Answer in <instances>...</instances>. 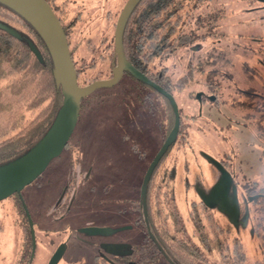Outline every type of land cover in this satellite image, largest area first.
Wrapping results in <instances>:
<instances>
[{
    "label": "flooded vegetation",
    "instance_id": "flooded-vegetation-1",
    "mask_svg": "<svg viewBox=\"0 0 264 264\" xmlns=\"http://www.w3.org/2000/svg\"><path fill=\"white\" fill-rule=\"evenodd\" d=\"M47 1L63 25L69 46V34L73 33L75 22L97 21L100 19L109 21L112 16V9L108 5V0H98V5L93 11H90L89 7L87 9V4L83 0ZM258 1L262 2V4L249 9L263 8L264 0ZM104 7L106 8L104 15H102L101 10ZM115 23L113 21V23L109 24V27L112 25L116 26ZM104 30H110V28H104ZM111 43V45L109 44L104 47L103 51H98L96 47L88 49L91 52L90 58L92 59L93 66L97 65L98 57L103 58L107 56L111 60V64L117 62L114 40ZM105 49H109V51L112 49V54L108 55ZM70 50L73 57V48L71 46ZM105 51L106 53L104 54ZM95 52L97 53V58L95 54H92ZM125 54L130 61L126 50ZM83 57L84 54L81 56V61H84ZM207 63L210 65V61ZM112 66L114 67V65ZM112 66L108 78L113 76ZM136 67L141 70L139 66ZM191 69L193 74L195 68L191 67ZM142 71L150 79L162 85L161 71L155 70L153 74L147 70ZM203 71L206 74L203 83L208 87V91H211L209 93L201 91L200 97L196 93V98L200 103L209 101L214 104L219 100V95L215 90L216 88H220L223 80L225 81V72L221 70L220 75L222 76H212L214 72L212 73L210 67ZM77 72L78 75L81 74V71ZM126 83L137 88V90L139 89V91L136 90V94L134 95L135 101L137 100L141 104L142 102L147 103V107L150 110L154 107L155 114H158L157 116L160 117L155 119L156 126L154 131H152L154 137L160 141L158 145H148L147 142L140 145V141L137 138V134L141 132L140 126L113 125L110 131L111 137L106 159L107 171L97 172V169L95 172L97 160L95 158H88V160L85 158L84 146L82 145V138L85 135H83L84 130L81 128V125L79 130H76V127L79 126L80 118L78 119L71 138L61 153H64V158L69 164H77L78 168L70 174L62 176L49 175L44 179V183L46 182V184H50L54 179L59 180L57 184L59 185V189L53 200L45 206L44 214L47 224L43 229L48 233L56 235L66 233L68 228L70 231V234H67L58 241L56 247L51 251L46 264L49 263L52 255L61 244H66V248L57 264H243V249L239 234L242 229H251L252 234L256 233V227L259 226V223L256 226V224L252 225L250 222V202L253 199H264V191L255 193L254 195H258L249 200V196L253 195L249 194L245 196L242 194V185L236 179L237 169L230 167L229 158L225 157L224 151L218 156L217 153L200 149L199 153L197 152V157L201 156L207 161L209 166L207 169L209 171H212V169L217 171L214 175L216 177L212 181L201 177H198L196 181L195 177L189 181L187 177L190 176L189 174L182 175L185 176L183 196L188 206L187 212L184 214L176 200L177 190L171 182L174 176H181L180 173L175 171L176 166L171 168V172L167 173L168 175L161 169L163 160L170 154L174 155L175 158L178 157V150L175 147L177 139L169 145L155 165L147 188L143 191L142 185L148 167L163 145L173 125L164 137L163 132L167 128L165 124H162V102L164 95L153 86L138 80L127 71L123 73L122 77L115 84L108 87L107 97H110L109 101L118 105L116 99L124 93L126 88L123 85ZM247 84L251 85V83ZM241 91V95L248 96V94L244 93L246 91L245 88H242ZM251 96H253L255 101L262 99V97L264 98V95L254 88H252ZM95 97H102V94H97ZM84 99L85 97L82 99V102ZM82 105L80 113L83 110ZM90 105L94 106V104ZM122 106L126 109L124 104ZM257 106L260 105L257 104ZM75 131H77V139L73 140L72 137ZM180 132L181 125L177 138ZM75 149L77 151H74ZM189 150L195 153V149L192 147H189ZM72 153L75 155L74 158L69 156ZM77 153H79L78 156ZM207 154L212 161L206 157ZM85 164L88 165L86 169ZM222 168L228 171L229 175L225 177ZM192 176H205V174L197 173ZM223 177L225 182L218 186ZM169 179L170 182L168 181ZM36 182L34 180V183ZM38 183L40 182L36 184ZM187 183L190 185H187ZM169 185L171 187L167 188ZM8 199L10 200L7 203ZM1 204L0 214L7 215L11 209H14L17 214L16 218L21 225L25 224V219L27 220L31 234V241L28 242L25 239L21 243V254H16L17 256L13 259L14 262L12 261V264H32L36 253L37 241L34 242L32 238L29 219L26 213V200L22 193L17 192L2 199ZM77 206H85L90 208V210L86 214L72 212ZM87 215L92 216V218H86L88 217ZM212 216L216 220L212 221ZM67 217L71 218V220H77V225L75 227H63ZM126 218L128 220L120 223V226L114 227L111 224L112 221H121ZM231 218H234L235 221L232 222ZM86 226H106L112 228L126 226V228L114 233L88 235L80 230V228ZM22 227L26 231V227ZM86 241L95 250L90 261H87L79 254H73L68 257L67 253L69 248H71L70 246ZM50 243H54V241ZM256 264H264V261L257 262Z\"/></svg>",
    "mask_w": 264,
    "mask_h": 264
},
{
    "label": "rangeland",
    "instance_id": "rangeland-1",
    "mask_svg": "<svg viewBox=\"0 0 264 264\" xmlns=\"http://www.w3.org/2000/svg\"><path fill=\"white\" fill-rule=\"evenodd\" d=\"M83 1L87 4V9L90 8V11H93L98 5V0ZM125 2L126 0H108V5L112 9V16L109 21L100 19L97 21L75 22L73 33L69 34V40L70 46L73 48L77 71H81V74L78 75V81L81 85L88 84L99 78H108L109 73H111V66L117 65V62L111 64V60L107 56L97 58V53L95 52L92 54L96 55L97 65L93 66L90 58L91 52L88 49L96 47L98 51H103L104 47L112 44L115 26L109 27V24L117 21L119 12ZM205 4L203 3L201 9L206 8ZM217 4L223 7V12L219 19L220 25L216 30L218 34L210 36L201 42H195V47L201 46L195 53L199 54L201 51L207 53V49L208 52H222L223 60H219V64H221V69L224 72H231L230 81L223 80L220 88H216L215 91L219 95V100L216 103L212 104L209 101L200 103L196 98V93L201 91L209 93L211 91H208V87L203 83L206 75L203 70L209 67L212 68L214 65L212 63L208 65L209 63L206 62L202 64L201 69L195 67L194 73L190 74L189 86L176 92L177 94L175 95L181 112V132L175 145L178 150V157L175 158L174 155L170 154L163 160L161 166V169L166 174L171 172V168L176 166L175 171L181 175L174 176L171 182L177 190L176 200L184 214L187 212L188 206L183 196L185 176L182 175L189 174L190 176H187L189 181L193 180L194 177L195 181L198 177L212 181L216 177L214 175L217 171L212 169L210 172L207 169L209 167L207 161L201 156L197 157L200 149L217 153L218 156L224 151L225 157L229 158L230 167L237 169L236 179L242 185L243 195H254L257 192L264 191V140L257 133V129L264 127L261 125H259L261 128L251 127L249 123L250 110H245L240 102L244 98L241 95V89L247 86L264 95V7L249 9L261 5L262 2L258 0H215V2H212L210 10H215ZM105 8L101 10L102 15H104ZM193 13L191 12V14ZM13 24L20 31H27L19 22L14 21ZM104 28H110V30H104ZM184 28L188 27L184 26ZM111 50H107L108 55L112 54L113 50ZM187 50L184 48L180 53V55L182 54V58H180L182 67L178 69H185L187 59L191 55L193 57L194 52L192 50L189 52L188 58L186 57L188 54ZM82 54H84V61L80 60ZM224 56L229 58V60L226 59L227 63L224 61ZM165 64L171 66L170 61L167 62L166 60ZM152 65H154V62ZM161 65L163 66L164 64ZM170 70L173 71V68ZM176 71L178 72V70ZM174 75L176 77L177 73ZM247 83H251V85ZM123 86L126 89L116 99L118 105L109 101L110 97H107L108 87L98 88L93 94L86 96L82 102L83 110L80 113L79 126L76 127V130H79L80 125L84 130L83 135L85 137L82 138L84 155L87 160L88 158L97 160L95 172L97 169V172L107 171L106 159L110 144V131L113 125L140 126L141 132L137 134L140 145L145 144V142L148 145H158L160 141L152 133L156 126L155 119L160 118L157 116L158 114H155L154 107L150 110L147 107V103L142 102L141 104L137 100L135 101L134 95L137 88H134L129 83ZM12 89L4 90L0 95V100L12 101L0 113L2 114L0 115V122L2 123L9 122L11 115L18 113L22 105V99L20 101L14 99L16 97H14V90ZM100 93L102 97L96 98L95 96ZM162 103V124L167 126L163 132L165 137L170 129L168 123L170 122L171 110L164 98ZM90 104H94V106ZM123 104L126 109L123 108ZM76 132L73 134V140L77 139ZM189 147L195 149L196 156L193 151L189 150ZM63 154L54 158L46 170L36 179L40 183L36 184L37 182L34 183L33 181L26 185L21 192L33 220L35 241H37L36 253L32 264H46L51 251L56 247L58 241L70 234L69 228L66 233L64 232L60 235L48 233L43 229L47 224L44 214L45 206L53 200L59 189V185H57L59 180L54 179L50 184H46L44 179L49 175L62 176L70 174L78 168L77 164H69ZM78 155L79 153H77ZM87 167L88 165L85 164V169ZM197 173L205 174V176H192ZM168 181L170 182V179ZM187 185L190 184L187 183ZM169 187L171 186L169 185L167 188ZM9 200H7V203ZM1 201L0 205H2ZM250 208V222L252 225L256 224V226L259 223V226L256 227L255 234L251 233V229H242L239 234L243 249V264H256L264 261V199H253L250 202ZM89 210L90 208L85 206H77L72 212L86 214ZM16 215L14 209H11L7 215L0 214V264H12L13 259L21 254V243L25 239L28 242L31 241L27 220L25 219V224L21 225ZM87 216L86 218H92L90 215ZM83 218L86 219L85 217ZM127 220V218L121 221L115 220L111 224L116 227ZM211 220H216V218L212 216ZM76 221L67 217L63 227H75L77 225ZM22 226L26 227V231L22 229ZM53 241L54 243H50ZM70 247L67 253L68 257L73 254H79L87 261L91 260L95 252L93 246L87 241L73 244ZM256 259L257 261H255Z\"/></svg>",
    "mask_w": 264,
    "mask_h": 264
},
{
    "label": "trees",
    "instance_id": "trees-1",
    "mask_svg": "<svg viewBox=\"0 0 264 264\" xmlns=\"http://www.w3.org/2000/svg\"><path fill=\"white\" fill-rule=\"evenodd\" d=\"M212 2L215 0H141L126 24L123 42L130 61L152 74L155 70L161 71L162 86L174 96L189 86L191 67L201 69L202 64L210 61L214 65L212 76H222L219 64V60H223L222 52L211 48L216 53L207 49V53L201 51L196 54L201 46H194L195 42L218 34L216 30L223 7L217 4L215 10H210ZM203 3H206V8L201 9ZM0 21L13 26L14 21L19 22L43 57L40 61L25 39L16 38L0 27V95L2 91L13 88L14 99H22L19 112L11 115L9 122H0V164H4L22 155L44 136L62 104L63 94L57 86L51 53L36 28L1 0ZM184 48H188L187 58L191 50L194 54L187 59L185 69H178L182 67L180 53ZM224 57L227 63L229 58ZM166 60L171 66L165 64ZM224 76L225 81H230L231 72H225ZM245 89L244 93L251 95L252 88L247 86ZM163 98L171 110L170 128L174 112L166 96ZM11 102L0 100V113ZM240 102L245 110H250L251 127H264V98L255 101L253 96H244ZM257 133L264 140V128L257 129ZM69 156L75 157L73 153Z\"/></svg>",
    "mask_w": 264,
    "mask_h": 264
},
{
    "label": "water",
    "instance_id": "water-1",
    "mask_svg": "<svg viewBox=\"0 0 264 264\" xmlns=\"http://www.w3.org/2000/svg\"><path fill=\"white\" fill-rule=\"evenodd\" d=\"M1 1L7 3L24 16L42 36L52 56L55 78L57 86L62 91L63 101L54 121L44 136L19 157L10 162L0 164V200L14 193H21L26 185L36 180L46 170L51 161L58 157L68 144L79 119L82 99L98 88L112 86L122 77L125 71L129 72L138 80L153 86L166 96L174 112L173 127L165 138L163 145L151 161L146 176L144 177L142 189L145 191L155 165L169 145L177 139L181 125V112L175 96L162 85L150 79L148 75L138 69L126 57L123 42L125 27L132 12L141 0H126L117 18L114 32V49L117 57V65L113 68V76L111 78H99L85 85H81L78 81V72L72 57L66 32L48 1ZM0 27L16 38L25 39L37 58L40 61L43 60L40 49L25 32L20 31L11 24L1 21ZM197 95L200 97V92H198ZM206 157L210 159L208 154ZM210 161L212 160L210 159ZM222 170L225 177L229 175L228 171L224 168H222ZM224 182L225 179L223 177L218 186ZM257 195L249 196V200H252ZM26 213L29 219L32 238L35 242L34 224L27 208ZM230 220L232 222L235 221L234 218ZM124 228H126V226L119 228L86 226L80 228V230L88 235H92L95 233H114ZM65 248L66 244L59 245L48 264H57Z\"/></svg>",
    "mask_w": 264,
    "mask_h": 264
}]
</instances>
